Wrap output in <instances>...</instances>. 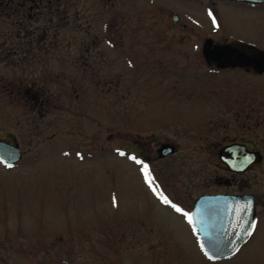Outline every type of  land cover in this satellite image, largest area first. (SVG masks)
<instances>
[{
    "label": "rangeland",
    "instance_id": "1",
    "mask_svg": "<svg viewBox=\"0 0 264 264\" xmlns=\"http://www.w3.org/2000/svg\"><path fill=\"white\" fill-rule=\"evenodd\" d=\"M77 2L72 41L51 30L38 51L34 45L35 60L0 61V139L22 151L13 166L0 162V264H264V158L234 175L198 149L221 136L249 133L264 156V77L253 80L255 127L242 131L224 118L212 129L204 123L225 116L221 106L210 105L204 118L193 115L201 107L202 76L212 72L194 53L183 64L184 45L175 43L188 40L171 37L167 15L188 14L183 0ZM222 21L233 34L251 33L264 46L261 21L227 12ZM178 26L175 35L184 36ZM165 75L171 78L162 80ZM241 76L217 72L208 84L214 89V79L221 86ZM29 82L50 95L44 113L22 105L11 90ZM167 93L176 99L160 113L155 96ZM125 123H156L137 131H159L180 146H195L148 165L167 191L176 187L191 201L203 192L255 196L254 233L234 256L209 260L188 220L138 173L142 165L117 151L128 150L120 139Z\"/></svg>",
    "mask_w": 264,
    "mask_h": 264
},
{
    "label": "flooded vegetation",
    "instance_id": "2",
    "mask_svg": "<svg viewBox=\"0 0 264 264\" xmlns=\"http://www.w3.org/2000/svg\"><path fill=\"white\" fill-rule=\"evenodd\" d=\"M183 3L186 5V8L189 9L188 14H181L179 11V13L170 11L167 15V19L173 25L172 28L174 30L171 37L174 39L183 38L189 41L175 43V45H184L182 55H186V58L182 57L183 64L189 60L188 57L190 54L194 53L195 59H198L199 63L206 68L205 71L212 72V74L206 73L202 76L204 78V86L201 90L203 95V97H201L202 101H199L201 102V107L196 108V110L193 111V113H195L193 115L201 114L204 118L206 114H208L210 105L216 107L221 106L225 116H221L217 121L212 120L208 123H204V120L203 123L212 127V129H218L222 126L221 120L225 118L232 121L234 128L247 132L252 130L256 125L254 117L256 100L253 80L255 77H264V46H260V43L254 42L251 38V33L233 34L228 30L230 26L225 25L222 19L225 12L234 15L240 14L241 16L249 17L251 23L259 22L260 25L261 21V24L264 26V0H183ZM210 12L211 15H209ZM171 14L177 15L178 18L176 22L169 19ZM177 25H179L178 29L181 30V33H185L184 36L175 35L174 32L176 29L174 28ZM263 34L264 32H261V35ZM191 35H193L194 38H192ZM252 36L256 37L255 34ZM254 64L257 65L258 70L254 68ZM234 71L240 72L243 76H241V80L225 79L223 85L220 86L214 79V89H211V85L208 84V81H213L212 76L217 75V72L229 73ZM165 76L162 80L166 81V79L171 78V75ZM155 99L160 102L157 108L161 111L160 113H162L164 110L169 112L168 109L172 106L176 98L167 93V95L158 94L155 96ZM139 123H125V127L120 131V139L126 142V150H128L125 152L123 148H121L119 152L124 153L122 156L129 160H132L130 159L131 156H136L138 160H142L145 164L151 165L153 161L164 160L176 155L181 149L186 151L195 150V146L191 144L180 146L171 138L161 135L159 131L138 132L137 129H140L139 127L149 126L152 128V126L156 124L139 125ZM130 127L136 129V131L129 129ZM204 143L202 146H198V149L203 152L201 157L210 161H217L218 165L224 169H226V167L219 158V152L223 147L232 144H241L244 145L248 151L256 152L261 158L260 162L264 158L261 150L257 148L250 139L249 133L247 137L244 135H237L230 138L221 136ZM162 145L172 146L173 151L162 154V152L158 151ZM138 165L140 166L141 164L138 163ZM138 165L137 167H139ZM140 167L138 173L144 176ZM249 169L250 167H248L246 171ZM229 172L234 175L244 173ZM150 175L154 179L157 188L162 190L172 201L181 206H187L190 211L195 199L201 195H238L248 193L203 192L198 194L191 201L188 194L182 193L184 196L179 195L180 189L175 191L176 187L171 191H167L157 174L150 172ZM186 199H189L191 204H188ZM194 234L196 235V232H194Z\"/></svg>",
    "mask_w": 264,
    "mask_h": 264
},
{
    "label": "water",
    "instance_id": "3",
    "mask_svg": "<svg viewBox=\"0 0 264 264\" xmlns=\"http://www.w3.org/2000/svg\"><path fill=\"white\" fill-rule=\"evenodd\" d=\"M177 18L176 14L169 16L173 22ZM254 68L258 70L255 64ZM158 151L167 154L173 151V147L162 145ZM21 157L22 152L17 145L0 140V160L5 165L15 164ZM219 158L227 170L235 173L246 171L261 159L256 152L248 151L241 144L223 147ZM261 200L264 205V191ZM191 211L199 245L202 242L216 256L214 261L234 256L250 236L247 233H253L257 221L255 199L251 193L201 195L195 199Z\"/></svg>",
    "mask_w": 264,
    "mask_h": 264
},
{
    "label": "trees",
    "instance_id": "4",
    "mask_svg": "<svg viewBox=\"0 0 264 264\" xmlns=\"http://www.w3.org/2000/svg\"><path fill=\"white\" fill-rule=\"evenodd\" d=\"M77 3V0H0V61L13 65L26 59L35 60L38 54L33 50L36 47L39 50L51 30L63 35L65 42L72 41ZM11 90L30 110L40 108L44 113L48 108L50 95L43 92L41 85L29 82L22 87L18 83L15 91Z\"/></svg>",
    "mask_w": 264,
    "mask_h": 264
},
{
    "label": "snow or ice",
    "instance_id": "5",
    "mask_svg": "<svg viewBox=\"0 0 264 264\" xmlns=\"http://www.w3.org/2000/svg\"><path fill=\"white\" fill-rule=\"evenodd\" d=\"M209 15H211V12L209 13ZM109 43H111V41H109ZM129 63H131V61H129ZM117 151H119V149ZM120 154L123 155L124 153L121 152ZM77 155H80V153H77ZM130 159L142 165L141 171L144 173L145 180L149 184V186L152 187V190L158 197V199H160L163 203L169 205L177 213H180L185 219H187L189 224L193 225V231L196 232L197 229L194 224L193 212L172 201L162 190L154 186V179L151 177L150 172L148 171L147 164H145L142 160H138L136 156H131ZM8 166L11 167L10 164ZM113 199L115 202V197ZM247 234L251 235V232ZM200 249L209 260L216 259V256L214 254H211L210 251L205 248V245L202 242L200 243Z\"/></svg>",
    "mask_w": 264,
    "mask_h": 264
}]
</instances>
